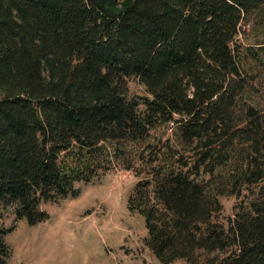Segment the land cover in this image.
I'll return each mask as SVG.
<instances>
[{
	"label": "trees",
	"instance_id": "1",
	"mask_svg": "<svg viewBox=\"0 0 264 264\" xmlns=\"http://www.w3.org/2000/svg\"><path fill=\"white\" fill-rule=\"evenodd\" d=\"M256 21L264 0H0V264L3 210L39 224L117 167L163 264H264V106L239 42Z\"/></svg>",
	"mask_w": 264,
	"mask_h": 264
},
{
	"label": "rangeland",
	"instance_id": "2",
	"mask_svg": "<svg viewBox=\"0 0 264 264\" xmlns=\"http://www.w3.org/2000/svg\"><path fill=\"white\" fill-rule=\"evenodd\" d=\"M239 42L249 54L246 69L254 82L245 99L263 107L264 21L245 25ZM250 49L257 51L256 57ZM127 82L130 97L147 95L138 79L129 78ZM160 137L163 141L173 138L172 125L154 131L151 140L155 142ZM138 179L134 171L117 167L93 182L78 183L76 196L43 204L49 216L36 225L17 221L12 207L3 210L4 225H15V230L6 236L12 250L11 264H163L145 244L148 230L144 217L128 206ZM237 200L233 196L221 197V219L233 214ZM169 264L187 262L178 259Z\"/></svg>",
	"mask_w": 264,
	"mask_h": 264
}]
</instances>
